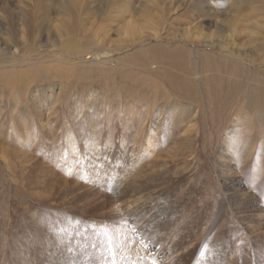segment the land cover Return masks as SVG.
I'll use <instances>...</instances> for the list:
<instances>
[{
  "label": "rangeland",
  "instance_id": "374dc122",
  "mask_svg": "<svg viewBox=\"0 0 264 264\" xmlns=\"http://www.w3.org/2000/svg\"><path fill=\"white\" fill-rule=\"evenodd\" d=\"M261 90L264 0H0V264H264Z\"/></svg>",
  "mask_w": 264,
  "mask_h": 264
},
{
  "label": "bare ground",
  "instance_id": "6f19581e",
  "mask_svg": "<svg viewBox=\"0 0 264 264\" xmlns=\"http://www.w3.org/2000/svg\"><path fill=\"white\" fill-rule=\"evenodd\" d=\"M179 49H181L180 47H175V48H167V47H164V46H162V45H153V46H150L149 47V49H148V52H149V55L150 56H152V58H154V59H157V58H162V60H165V59H169V58H171V57H173L174 55H177V53H179L180 51H179ZM183 49V48H182ZM184 52H186V50L184 51ZM140 53L139 52H135V53H133V54H131V58H134V59H139L140 58ZM13 72H20L21 73V71H19V70H12ZM34 71V70H33ZM25 74H28V75H33L31 72L32 71H30V69H27L26 71H23ZM35 73V72H34ZM39 73V72H38ZM36 74V73H35ZM41 75V74H40ZM173 75V74H172ZM46 76V75H45ZM34 77L36 78V79H40V76L39 75H34ZM172 77V76H171ZM174 77V76H173ZM21 78V77H20ZM19 78V79H20ZM48 78V77H47ZM13 80V79H12ZM174 80V79H173ZM176 80V79H175ZM16 81V80H15ZM176 83V82H175ZM172 84V83H171ZM185 84V83H184ZM175 85V84H174ZM179 85V84H178ZM177 85V86H178ZM183 85V84H182ZM179 87V86H178ZM190 90V89H189ZM255 90V89H254ZM181 91V90H180ZM261 91H264V90H261ZM260 92V91H259ZM184 93V92H183ZM255 93V92H254ZM263 93V92H262ZM186 94V93H185ZM259 94V93H258ZM254 95V94H253ZM252 96V95H251ZM259 97V96H258ZM261 97V96H260ZM263 99L264 98H262L261 100L263 101ZM260 100V101H261ZM259 101V102H260ZM258 102V101H257ZM261 103V102H260ZM253 104V103H252ZM263 106V105H262ZM256 108V107H255ZM264 108V107H263ZM249 111V110H248ZM257 111V110H256ZM263 113V112H262ZM255 115V114H254ZM262 118V117H261ZM146 209V208H145ZM152 211H154V210H152ZM154 213V212H153ZM161 229V228H160ZM169 231V230H168ZM167 231V232H168ZM129 232V231H128ZM159 233L161 232V233H163L164 234V231H163V229H161V230H159L158 231ZM120 233V232H119ZM175 233V232H174ZM136 234V233H135ZM179 234V233H178ZM174 235V234H173ZM181 235V234H180ZM134 236V235H133ZM158 236V235H157ZM175 236H177V235H175ZM128 237V236H127ZM167 237V236H166ZM126 238V237H125ZM182 239V238H181ZM116 240H117V238H116ZM129 240V239H128ZM127 240V238L126 239H124V241H123V246H121V249L123 250V252H120V253H118V254H115V259L116 260H120V259H122V258H125V259H129V258H131L132 256V254L133 255H135L136 256V254H138V259L140 258V263L141 262H145V263H148L149 261V259L150 258H153L154 260H155V262H159V261H157V254H153V256H147L146 255V252H145V249H144V247H141L140 245H138V244H135V245H133V244H131V243H129V241ZM134 240V239H133ZM136 242V241H135ZM134 243V242H133ZM67 247H68V245H67ZM73 247V246H72ZM112 249H114V248H112ZM114 253H115V251H114ZM190 254V253H189ZM92 255V256H91ZM90 255V258H88L89 259V261H88V263L87 264H94V262H95V259L97 258H95L94 257V254H91ZM128 255H129V257H128ZM142 256H143V259H145L146 261H143V259H141L142 258ZM89 257V256H88ZM60 258V257H59ZM58 258V259H59ZM134 257H132V260L134 261V259H133ZM61 259V258H60ZM73 259V258H72ZM77 260V259H76ZM116 260H115V264H116ZM132 260H130L129 259V263H131L132 264ZM192 259H191V257H190V259H187L186 260V263L188 264L190 261H191ZM76 262L77 261H72L71 260V263L70 262H63V263H61V262H50V264H76ZM138 262H136V264H137Z\"/></svg>",
  "mask_w": 264,
  "mask_h": 264
},
{
  "label": "snow or ice",
  "instance_id": "6c2138e0",
  "mask_svg": "<svg viewBox=\"0 0 264 264\" xmlns=\"http://www.w3.org/2000/svg\"><path fill=\"white\" fill-rule=\"evenodd\" d=\"M130 222L132 223L133 227L135 229H137L136 234L140 235V232L138 230L139 226H138L137 220L135 218H132V219H130ZM106 252H107V256L105 257V259L111 260L112 264H115V253H114V251L109 248V249H106ZM148 264H156V262L154 259H152V260H149Z\"/></svg>",
  "mask_w": 264,
  "mask_h": 264
}]
</instances>
